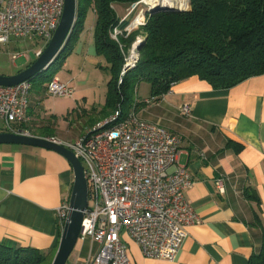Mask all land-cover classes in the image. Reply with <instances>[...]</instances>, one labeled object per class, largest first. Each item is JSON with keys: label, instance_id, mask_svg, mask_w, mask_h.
Returning a JSON list of instances; mask_svg holds the SVG:
<instances>
[{"label": "crops", "instance_id": "crops-1", "mask_svg": "<svg viewBox=\"0 0 264 264\" xmlns=\"http://www.w3.org/2000/svg\"><path fill=\"white\" fill-rule=\"evenodd\" d=\"M115 11L126 19L131 9L115 7ZM95 20V14L88 12L82 27L72 32L60 64L70 76L65 84L76 86L80 95L74 99L76 104L58 105L46 95V84L32 87L29 122L23 126L31 136L73 142L110 114L105 109L109 65L95 49ZM101 72L108 75L106 92L102 101L99 95L95 99V92L90 99L88 91L97 89ZM183 105L190 107L189 116L181 114ZM129 110L179 137L176 163L193 181L184 198L198 217L186 228L187 237L171 262L144 258L123 233L131 263L247 264L259 253L264 233V74L223 90L191 77L159 99L141 82ZM70 115H76L83 126L81 134L68 141L60 122ZM218 179L222 191L216 187ZM73 181L70 164L53 151L0 145V243L32 248L53 260L64 225L57 210L69 202ZM98 248L89 240L78 241L66 264H86Z\"/></svg>", "mask_w": 264, "mask_h": 264}, {"label": "built area", "instance_id": "built-area-1", "mask_svg": "<svg viewBox=\"0 0 264 264\" xmlns=\"http://www.w3.org/2000/svg\"><path fill=\"white\" fill-rule=\"evenodd\" d=\"M62 12L63 0H0V45L27 39L48 43ZM119 34L121 31H115L112 38L116 40ZM136 42L130 52L135 51ZM42 51L43 48L35 51V57ZM130 52L119 82L138 63L139 53L129 60ZM18 57L13 55L12 60ZM31 90L30 81L0 86V133L31 136L23 128L29 122ZM45 91L49 97L74 95V89L55 76L46 84ZM180 112L189 116L190 107L183 105ZM47 139L70 150L83 167L88 207L78 241L89 240L99 246L86 264H132L121 239L123 233L139 247L144 258L175 260L187 237L186 228L198 222L184 198L193 181L187 170L176 163L180 150L177 135L138 118L133 110L124 115L117 106L73 142ZM215 184L222 191V181L218 179ZM68 213V203L58 208L62 223Z\"/></svg>", "mask_w": 264, "mask_h": 264}, {"label": "trees", "instance_id": "trees-1", "mask_svg": "<svg viewBox=\"0 0 264 264\" xmlns=\"http://www.w3.org/2000/svg\"><path fill=\"white\" fill-rule=\"evenodd\" d=\"M141 1L77 0L73 31L82 27L88 12L95 14V49L109 65L105 109L110 114L117 106L124 115L130 111L134 92L141 82L147 83L151 96L159 99L176 83L191 77L207 82L215 90H223L264 74V0H189L188 11L145 15L136 30L127 32L126 19L117 15L115 7L131 9L134 15L143 8ZM118 25L123 27L114 40L112 32ZM141 36L144 42L138 63L119 82L125 57ZM66 50L67 47L55 63L63 61ZM55 63L38 76L37 85L47 84L54 77L56 69L51 68ZM51 262V257L35 249L8 248L0 243V264ZM247 264H264V233L259 253L252 255Z\"/></svg>", "mask_w": 264, "mask_h": 264}, {"label": "water", "instance_id": "water-1", "mask_svg": "<svg viewBox=\"0 0 264 264\" xmlns=\"http://www.w3.org/2000/svg\"><path fill=\"white\" fill-rule=\"evenodd\" d=\"M77 6V0H63V12L58 27L41 54L30 66L16 75H0V86L12 87L25 81H31L47 71L56 62L72 35L77 19ZM188 10L189 6L187 9H177L167 6L147 7L145 15L151 16L158 12L177 13ZM143 42L144 39L136 42V54L139 53ZM0 145H20L53 151L65 158L70 164L74 181L68 202L69 213L62 228L56 254L51 262V264H66L78 242L83 214L88 207V187L80 161L70 150L63 147L60 143H55L52 140L44 138L0 133Z\"/></svg>", "mask_w": 264, "mask_h": 264}, {"label": "rangeland", "instance_id": "rangeland-1", "mask_svg": "<svg viewBox=\"0 0 264 264\" xmlns=\"http://www.w3.org/2000/svg\"><path fill=\"white\" fill-rule=\"evenodd\" d=\"M142 7L143 8L141 9V11L144 16V19L142 21L135 20V18L138 15V12L134 15L131 14L130 12V14L126 17V20H125L126 26L124 28L128 32L136 30L138 26L144 22L145 11L147 7L144 6L143 4H142ZM122 25H118L117 27H115L112 33H114L115 31H121L123 27ZM138 38L143 39L144 37L141 36ZM46 44L47 43L41 40L27 39L21 42H16L14 44L12 43L7 46H0V75L13 76L25 70L30 63H33L36 60L35 51L39 50L40 48L44 49ZM130 50L128 51V54ZM13 55H19L20 57H18L16 60H12ZM101 61L103 60L101 59ZM60 64L55 63L52 66L51 71H54L56 69V72L54 74L55 78H57L61 83H65L67 79H70V76L68 75V72H66V69H62L60 67ZM107 77L108 75L105 72H101L99 74V82H97V86H98L97 89L88 91V96L90 97V99L94 98L92 93L95 92L96 94L95 99H98V95H99V101L100 100L102 101L103 95L106 92V88H107L106 87ZM39 78L40 77L36 78L35 81L32 83V86L34 88L38 86L37 83L39 81ZM74 86L75 84L73 83V87ZM75 87H74L75 93L72 98H59V97H49V98L53 99V101H55V103H57L58 105L65 104L66 102L73 103V105H75L76 103L74 102V99L80 96L76 93ZM76 110H80V109H76ZM70 116L72 117H69V120L67 119L66 121L62 119V122H60V125H62L63 128L65 127V129L67 130V132L63 136L65 137V139H68V141L74 140L77 136H79L82 132V126H83L81 122L77 121L78 117L76 115L74 117L73 115H70Z\"/></svg>", "mask_w": 264, "mask_h": 264}, {"label": "bare ground", "instance_id": "bare-ground-1", "mask_svg": "<svg viewBox=\"0 0 264 264\" xmlns=\"http://www.w3.org/2000/svg\"><path fill=\"white\" fill-rule=\"evenodd\" d=\"M141 3L146 7H156V6H167V7H174L177 9H186L188 8V0H142ZM144 10V9H143ZM142 11H138V15L135 19H141L143 18ZM135 51L130 52V58L129 60H132L135 58Z\"/></svg>", "mask_w": 264, "mask_h": 264}]
</instances>
